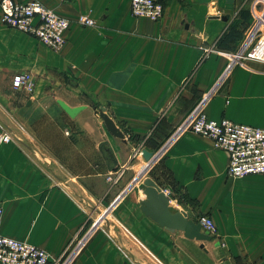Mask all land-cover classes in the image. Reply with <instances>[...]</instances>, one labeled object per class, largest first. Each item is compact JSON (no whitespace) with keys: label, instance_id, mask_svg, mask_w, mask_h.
Returning <instances> with one entry per match:
<instances>
[{"label":"crops","instance_id":"obj_1","mask_svg":"<svg viewBox=\"0 0 264 264\" xmlns=\"http://www.w3.org/2000/svg\"><path fill=\"white\" fill-rule=\"evenodd\" d=\"M35 1L70 25L52 51L0 23V127L20 140L0 147V233L49 260L72 241L69 264L263 263L264 176L228 178L227 155L180 127L199 104L210 120L264 127L263 63L242 60L218 84L264 0H156V23L131 17L129 0ZM79 15L94 27L75 24ZM18 72L31 76V93L11 88ZM57 101L83 108L69 117ZM99 108L124 143L94 115ZM145 178L171 211L192 222L207 215L211 241L144 216Z\"/></svg>","mask_w":264,"mask_h":264},{"label":"built area","instance_id":"obj_2","mask_svg":"<svg viewBox=\"0 0 264 264\" xmlns=\"http://www.w3.org/2000/svg\"><path fill=\"white\" fill-rule=\"evenodd\" d=\"M129 14L133 18H145L156 23L163 18L164 7L156 0H129ZM74 22L81 27L95 25L88 15H79ZM0 23L6 28L32 37L52 51L62 47L64 34L70 25V21L56 15L35 0L25 3L0 0ZM263 27L264 13L256 19L238 49L231 55L230 64L218 84L223 81L227 71L242 60L264 64V35L261 34ZM11 88L15 91L31 93L33 82L29 73L14 74L11 78ZM180 130H188L206 138L216 149L223 151L227 155L225 174L228 178L264 176V127L235 124L226 119L210 120L203 113L202 104H199L189 113ZM8 143H20V140L9 129L0 127V147ZM145 167H142L139 173ZM1 214L0 208V222ZM194 223L199 225L201 233H206L211 238L214 236L215 227L207 215H199ZM71 243L72 241L55 259L49 260L42 249L5 237L0 233V264H69L78 248V245L70 247ZM146 253L153 258L148 252ZM154 261L159 264L155 259Z\"/></svg>","mask_w":264,"mask_h":264},{"label":"water","instance_id":"obj_3","mask_svg":"<svg viewBox=\"0 0 264 264\" xmlns=\"http://www.w3.org/2000/svg\"><path fill=\"white\" fill-rule=\"evenodd\" d=\"M219 18V17H216ZM221 20H224L220 17ZM57 105L62 111L69 117H73L83 107L69 108L61 101H57ZM96 115L101 121L105 130L114 138L125 142L122 133L114 125L113 121L104 113L103 108L94 110ZM140 155L145 161H148L150 154L144 150H141ZM144 174V169L135 176L131 181L129 188L132 187ZM143 199L138 201L139 210L141 213L155 222L157 225L172 233L178 231L182 233V236L189 240H195L198 242H210L211 237L206 233L200 232L198 224L188 220L184 212L180 210L171 211L169 207L168 198L162 191L148 178L142 181V187L139 189Z\"/></svg>","mask_w":264,"mask_h":264},{"label":"rangeland","instance_id":"obj_4","mask_svg":"<svg viewBox=\"0 0 264 264\" xmlns=\"http://www.w3.org/2000/svg\"><path fill=\"white\" fill-rule=\"evenodd\" d=\"M238 179H239V178H238ZM234 180H236V179H234ZM108 209H109V208H108ZM108 209H107V210H108ZM107 210H106V212H107ZM97 218H98V221H99V219H100V223H103L104 220H105V219H104V213L102 212L101 215H99ZM214 236H215V235H214ZM236 264H237V263H236ZM250 264H264V262H263V263H262V262H258V263L256 262V263H250Z\"/></svg>","mask_w":264,"mask_h":264}]
</instances>
